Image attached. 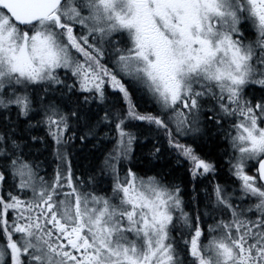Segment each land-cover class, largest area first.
Listing matches in <instances>:
<instances>
[{
    "label": "snow or ice",
    "instance_id": "6c2138e0",
    "mask_svg": "<svg viewBox=\"0 0 264 264\" xmlns=\"http://www.w3.org/2000/svg\"><path fill=\"white\" fill-rule=\"evenodd\" d=\"M0 264H264V0H0Z\"/></svg>",
    "mask_w": 264,
    "mask_h": 264
},
{
    "label": "trees",
    "instance_id": "16d2710c",
    "mask_svg": "<svg viewBox=\"0 0 264 264\" xmlns=\"http://www.w3.org/2000/svg\"><path fill=\"white\" fill-rule=\"evenodd\" d=\"M146 152H147V148H145V153ZM155 164H156V167H160L161 165L164 164V161H157V162H155Z\"/></svg>",
    "mask_w": 264,
    "mask_h": 264
}]
</instances>
